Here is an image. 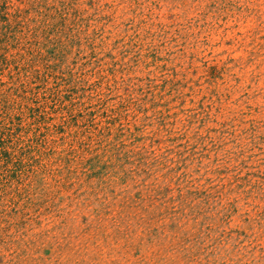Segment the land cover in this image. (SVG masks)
<instances>
[{"label": "rangeland", "instance_id": "1", "mask_svg": "<svg viewBox=\"0 0 264 264\" xmlns=\"http://www.w3.org/2000/svg\"><path fill=\"white\" fill-rule=\"evenodd\" d=\"M0 264H264V0H0Z\"/></svg>", "mask_w": 264, "mask_h": 264}]
</instances>
